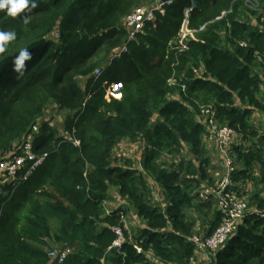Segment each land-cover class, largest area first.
Here are the masks:
<instances>
[{
    "label": "trees",
    "instance_id": "16d2710c",
    "mask_svg": "<svg viewBox=\"0 0 264 264\" xmlns=\"http://www.w3.org/2000/svg\"><path fill=\"white\" fill-rule=\"evenodd\" d=\"M155 1L37 0L15 18L0 11V31L16 33L0 53V154L19 152L35 124L33 150L48 152L27 180L0 186V264H264V32L257 28L264 19L245 12L242 0H172L128 41L124 16ZM186 7L189 25L203 28L177 52L171 47ZM23 48L33 58L21 76L13 60ZM172 74L176 83L168 85ZM112 80H122V97L107 100ZM202 103L237 132L231 183L248 204L206 259L189 237L210 235L223 214L195 193L214 184ZM60 110L65 136L53 129ZM122 141L141 145L139 160L113 155ZM203 209L212 215L200 229L194 213ZM131 210L141 229H123L121 247L107 250L112 227L123 226ZM49 238L71 247L62 262L49 261Z\"/></svg>",
    "mask_w": 264,
    "mask_h": 264
},
{
    "label": "built area",
    "instance_id": "2783aa9c",
    "mask_svg": "<svg viewBox=\"0 0 264 264\" xmlns=\"http://www.w3.org/2000/svg\"><path fill=\"white\" fill-rule=\"evenodd\" d=\"M243 6L248 11H253L259 14L264 19V0H242ZM172 0H160L155 1L153 4L137 5L123 18L124 28L127 31V40H133L137 33H139L144 24L148 21H152L155 17V13H164L165 6L169 5ZM191 7L183 9V18L181 20L177 37L175 38L174 45L171 47L177 52H183L188 49V40L193 36L195 32L202 29L192 28L189 25V12ZM231 7L222 12V16L226 12L231 11ZM221 16L217 17L220 18ZM257 28L259 32H264V24H258ZM245 45V42H241ZM127 50L126 43L120 48V51ZM103 67L94 69V79L102 74ZM182 77V74L179 78ZM177 77L171 75L167 78L168 85L175 84ZM187 88L186 83L180 84V89L185 92ZM123 82L122 80H112L108 83L105 89L104 97L109 100L110 98L122 97ZM264 94V85L261 87ZM199 114L204 119L205 123V136L207 143H211L216 147L221 158V164L223 165L222 176L213 185H201L196 188L195 193L197 199L211 200L215 203L216 207L222 212L223 220L219 226L210 234L204 235L201 233H193L189 240L194 245L198 254L203 258H207L209 251H214L222 243L225 242L227 236L236 228L239 219L245 216L248 210V204L246 200L237 196V193L233 190L231 183V174L235 170V162L230 151L237 132L234 128L221 124L216 117V112L213 104H198ZM38 126L35 124L31 130L25 134V138L19 144V152L17 148L9 152L0 154V186L8 179H15L17 182L27 180L32 172L40 166L44 160L48 157V152L44 151L38 153L33 150V139ZM71 143L79 145V140L73 137ZM20 170L22 173H20ZM109 210H107L108 212ZM124 216H122L123 226L112 227L116 234L115 239L107 247V250L112 248L119 249L121 247L124 233L123 229L129 231L128 224L125 223ZM133 247L137 252H141L142 248L136 243H133ZM71 252V247L68 245L56 244L48 249L47 255L51 261L62 262L65 257ZM190 264H204L203 262L194 261Z\"/></svg>",
    "mask_w": 264,
    "mask_h": 264
},
{
    "label": "rangeland",
    "instance_id": "374dc122",
    "mask_svg": "<svg viewBox=\"0 0 264 264\" xmlns=\"http://www.w3.org/2000/svg\"><path fill=\"white\" fill-rule=\"evenodd\" d=\"M140 5L148 6L149 3L146 2V3H142ZM245 12H246V9H245ZM112 55H110V56H112ZM98 67L99 66H96L95 68H98ZM103 68H104V65H103ZM94 69L91 72L93 76H94ZM80 85H83V82H81ZM88 96H90V94H88ZM65 116H66V112L60 110L52 118V122L54 124L53 125V129H54L55 132L57 131L60 134V136H65V131H64V120H65ZM257 117L259 119L261 118L260 115H257ZM260 124L261 125L263 124V121L262 120L260 121ZM209 144L211 145V149H207V147H206V152H207V154L210 157V162H209V165L207 166V168H209V173L210 174H214L215 175V173H217L219 170H221V164L219 162H218L219 163L218 164L217 162H214L213 161V158L215 159L217 157V153L215 151L216 148L214 149V147H213V145L211 143H206L205 142V145L206 146L209 145ZM141 151H142V149H141V145L139 143H137V144H134V143L133 144L132 143L129 144L128 142L122 141L121 143H119L117 145L116 150L115 149L113 150V155L114 156L117 155V157H120V155H118V154L119 153L120 154L121 153H124L128 157H131V159L133 158L132 160L136 161V159L139 156V154L141 153ZM118 159H120V158H118ZM212 161H213V163H212ZM139 165L140 164H137V168H140ZM212 165L214 167L213 170H211L212 169ZM221 174H222V172H221ZM251 188H252V186H250V188L247 189V191H249ZM154 194H159V193H157L156 191H154ZM106 201L104 203V206L106 208L110 209L111 208V202L107 201V203H106ZM214 206H216L215 203H214ZM205 211H207V209H203L202 212L194 213V216L197 217V226L196 227H199L200 229H204V227H206L207 219H209V217L212 215V211L209 210L208 211V214H204ZM124 220H125V223L126 224H129V227L133 229V227L131 226V224H133V219H131L130 214H128V212L126 213ZM137 220L138 219H136V221ZM136 229H137V227H136ZM131 230H130V234L132 232ZM47 241L49 242L50 246L45 247L46 253H47V251H48L49 248H51L53 245H56V243L53 244V242L51 241L50 238ZM48 259H49V257H48ZM49 261H51V260H49Z\"/></svg>",
    "mask_w": 264,
    "mask_h": 264
},
{
    "label": "clouds",
    "instance_id": "9594fccd",
    "mask_svg": "<svg viewBox=\"0 0 264 264\" xmlns=\"http://www.w3.org/2000/svg\"><path fill=\"white\" fill-rule=\"evenodd\" d=\"M37 7V0H0V11L6 10V15L12 18L17 17L25 10L31 11ZM15 39L16 33L14 31H0V53H3L7 45ZM32 58L29 49H21L13 60V71L22 76L26 69V62L31 61Z\"/></svg>",
    "mask_w": 264,
    "mask_h": 264
},
{
    "label": "crops",
    "instance_id": "0c3cea01",
    "mask_svg": "<svg viewBox=\"0 0 264 264\" xmlns=\"http://www.w3.org/2000/svg\"><path fill=\"white\" fill-rule=\"evenodd\" d=\"M256 114V113H255ZM254 114V115H255ZM210 145V144H209ZM209 149H211V147L209 146ZM218 158L216 157L215 159L213 158V161L214 162H217L218 163V160H217ZM137 160H139V158H137ZM220 163V162H219ZM218 163V164H219ZM221 164V163H220ZM140 166V165H139ZM214 169V167H212V169L211 170H213ZM221 172L223 173V165L221 164V170H219L217 173H215V175L214 174H210V175H212V177H213V179H214V182L213 183H215V181L216 180H218L221 176H222V174H221ZM157 189V188H156ZM112 191H114V189L112 190ZM154 191H156V190H154ZM157 193H158V191H156ZM154 196H156V197H159V194H154ZM116 204H118V202H115ZM112 204H113V202H112ZM129 214H130V217H131V219H133V224H131V226L133 227V229L132 228H130L129 227V224H128V229L129 230H131L132 232L133 231H136V230H138V229H141L140 227L142 226V222H141V220L137 217V215H136V213H135V211L134 210H131L130 212H129ZM136 219H138L137 221H136ZM137 227V229H136V227ZM130 234V233H129Z\"/></svg>",
    "mask_w": 264,
    "mask_h": 264
}]
</instances>
